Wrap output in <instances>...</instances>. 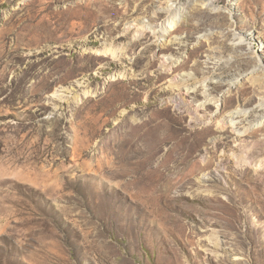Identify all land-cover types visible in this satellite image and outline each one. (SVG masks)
Masks as SVG:
<instances>
[{"label": "rangeland", "instance_id": "374dc122", "mask_svg": "<svg viewBox=\"0 0 264 264\" xmlns=\"http://www.w3.org/2000/svg\"><path fill=\"white\" fill-rule=\"evenodd\" d=\"M0 264H264V0H0Z\"/></svg>", "mask_w": 264, "mask_h": 264}, {"label": "bare ground", "instance_id": "6f19581e", "mask_svg": "<svg viewBox=\"0 0 264 264\" xmlns=\"http://www.w3.org/2000/svg\"><path fill=\"white\" fill-rule=\"evenodd\" d=\"M236 2V1H235ZM239 3V2H238ZM241 39H242V37H241ZM240 41V40H239ZM259 73V72H258ZM261 75V74H260ZM263 75V74H262ZM186 77V76H185ZM258 78V77H257ZM185 96V95H184ZM210 96V94H207V97H209ZM179 98V97H178ZM183 98V99H182ZM181 99L182 100H176L178 103H182V101L184 102V101H186L185 100V97H182ZM212 98H210V100H211ZM206 102V101H205ZM210 103V102H209ZM208 104V103H207ZM261 104V103H260ZM198 106H204V103H200V104H198ZM262 107V104H261V106H260V108ZM230 115V120H229V122H226L225 120H224V128H225V126L227 125V124H229V123H231L232 124V126H236V127H239V125H240V123L238 122V118L240 119V117H242V116H246V117H248V115H247V113H243V112H241V111H237V112H233V113H231V114H229ZM199 118H200V115H198L197 114V117H196V122H198V123H200V120H199ZM222 127H223V124H222ZM235 127V128H236Z\"/></svg>", "mask_w": 264, "mask_h": 264}]
</instances>
